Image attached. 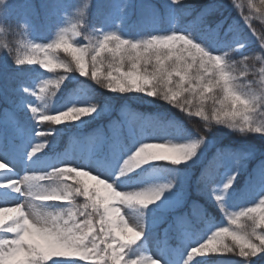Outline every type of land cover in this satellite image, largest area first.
Wrapping results in <instances>:
<instances>
[{"label": "snow or ice", "instance_id": "obj_1", "mask_svg": "<svg viewBox=\"0 0 264 264\" xmlns=\"http://www.w3.org/2000/svg\"><path fill=\"white\" fill-rule=\"evenodd\" d=\"M42 7L2 45L32 83L0 93V264L264 260V0Z\"/></svg>", "mask_w": 264, "mask_h": 264}, {"label": "trees", "instance_id": "obj_2", "mask_svg": "<svg viewBox=\"0 0 264 264\" xmlns=\"http://www.w3.org/2000/svg\"><path fill=\"white\" fill-rule=\"evenodd\" d=\"M55 0H30L29 3H26L24 0H7L8 8L0 7V25L3 26V32H0V93H3L5 87H7L9 94H12V91L16 88H19L21 85H31L32 80L29 78L32 74L27 72L17 71V66L11 63V58L6 59V49L2 45L7 44L9 47L15 49L19 47V42L27 39H32L34 32L33 28L30 35H27L25 29L18 27V22L27 20L31 25L38 24L43 26L47 30V34L52 36L54 34V29L59 23L61 13L47 11L42 7L44 3H53ZM74 2V0H68V3ZM100 2H108V0H100ZM162 0H152V3L159 4ZM258 3V0H256ZM95 13V9L93 10ZM101 17L97 15L92 16V23L99 26ZM138 19V14L133 11L129 15V20L127 28L130 32L135 31L136 22ZM187 22V18L180 16L181 25ZM168 22L162 21L160 27L167 28ZM59 55L62 58L66 57L63 52H60ZM25 68H35L36 66H22ZM6 69V71H5ZM2 106V105H0ZM135 110L139 112H149L154 110L153 105H136ZM115 114H113V117ZM109 117L103 118V123L107 121ZM100 123V124H103ZM99 126L97 121L93 122L92 127ZM191 126V125H189ZM88 131V130H87ZM86 131V132H87ZM231 139L230 137H221L225 143ZM257 149L259 150V141L256 142ZM255 162H249L247 165L248 169L251 170L254 167ZM223 171V169L221 170ZM247 181V173H244L240 177V183L243 186ZM258 261V264H264V260H260L257 257L253 258Z\"/></svg>", "mask_w": 264, "mask_h": 264}, {"label": "rangeland", "instance_id": "obj_3", "mask_svg": "<svg viewBox=\"0 0 264 264\" xmlns=\"http://www.w3.org/2000/svg\"><path fill=\"white\" fill-rule=\"evenodd\" d=\"M24 1L26 3L30 2V0H24ZM63 2L64 3H68V0H63ZM136 2L139 3L140 0H136ZM60 19H61V17H60ZM59 22H60V20H59ZM176 23L181 24L180 23V16H178V18L176 20ZM32 26H33V32H34L33 38H35L36 40L43 41V40H46L49 37V35L47 34V30L43 26H40L38 24H34ZM256 27H257L258 31L264 30V25L259 24V22L256 23ZM128 30H129V28H128ZM97 123L100 125V123H103V119L102 120H98ZM92 124H93V122H92ZM92 124L89 125V126L84 127L82 129V131L85 132V133L91 132L93 130V128L97 127V126L92 127ZM256 146H257V144H256Z\"/></svg>", "mask_w": 264, "mask_h": 264}, {"label": "clouds", "instance_id": "obj_4", "mask_svg": "<svg viewBox=\"0 0 264 264\" xmlns=\"http://www.w3.org/2000/svg\"><path fill=\"white\" fill-rule=\"evenodd\" d=\"M4 2L6 3V2H7V0H4Z\"/></svg>", "mask_w": 264, "mask_h": 264}]
</instances>
